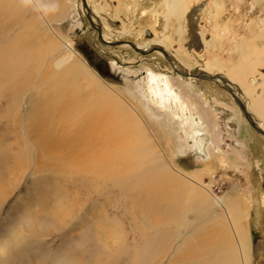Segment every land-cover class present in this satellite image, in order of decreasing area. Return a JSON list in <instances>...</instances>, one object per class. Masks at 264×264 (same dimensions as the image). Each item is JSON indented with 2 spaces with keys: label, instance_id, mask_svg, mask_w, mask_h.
I'll return each mask as SVG.
<instances>
[{
  "label": "rangeland",
  "instance_id": "1",
  "mask_svg": "<svg viewBox=\"0 0 264 264\" xmlns=\"http://www.w3.org/2000/svg\"><path fill=\"white\" fill-rule=\"evenodd\" d=\"M167 1L87 4L105 40L160 44L189 71L227 76L264 126V0L169 1L184 3L185 14L171 11ZM81 6L80 0H0V45L23 34L40 40L35 59L18 68L14 79H8V71L0 73V264H102L109 259L106 251L120 243L126 252L112 259L116 264H187L200 230L214 221L227 241L228 261L241 264L229 215L246 221L249 264H264V136L242 116L221 82L175 74L160 51L141 55L129 44L103 43ZM72 48L108 87L85 93L77 75L65 73L66 68L55 71L51 63L57 58L62 65ZM148 70L169 76L180 97L177 102L157 98L148 82H143V91L136 87ZM40 84L62 97L74 87L85 96L84 113L90 114L99 102L115 103L129 121L138 122L156 150L157 161L145 174L154 172L161 155L175 173L182 172L180 177L160 184L148 181L132 191L119 185L123 176L114 178L123 172V161L119 166L107 161L106 172L100 168L87 174L56 158L49 164L38 149L39 133L32 131L37 126L29 113ZM62 120L71 129L74 119ZM230 123H236L234 130ZM119 145L111 148V157L121 151ZM109 165L114 168L108 172ZM159 185L167 188L168 208L158 206L164 196ZM217 196L235 208L224 209ZM207 202L214 205L207 208Z\"/></svg>",
  "mask_w": 264,
  "mask_h": 264
},
{
  "label": "bare ground",
  "instance_id": "2",
  "mask_svg": "<svg viewBox=\"0 0 264 264\" xmlns=\"http://www.w3.org/2000/svg\"><path fill=\"white\" fill-rule=\"evenodd\" d=\"M169 1H167L166 4L168 8L171 9V11L178 14H182V13L185 14L187 10L184 9L185 7L184 3L176 4V2L171 3ZM172 4L175 5L172 6ZM32 37L30 35L23 34V36L21 37L19 36L18 38H15L11 42L8 41L9 43L7 42L6 44L0 45V73L2 72V70L8 71L9 72L8 79H10L12 75L14 79L15 72L18 68L23 67L24 65H28V62H31L33 58L35 59L36 56L35 51L39 49L38 42L40 40H38L37 42ZM153 45H155V43H149L146 45L138 44L137 46L143 49H147ZM71 50L72 51L70 55L62 61V65L59 64L57 58L53 61V63H51L55 67L56 69L55 71L63 72L64 69L66 68L65 73H68L69 75L71 74L74 78H76L77 75L76 79L79 78V81H82V86H83L82 88L83 90L84 89L87 90L88 93L92 89H98L99 91L103 87H108L105 81L103 80V78L88 65V63L81 57V55H79V53L76 52L73 48ZM175 61L177 63V66L180 65V63L177 62L176 59ZM83 65H85L87 69L84 68ZM224 77L227 78V76ZM227 80H229V78H227ZM229 81L231 82V80ZM143 82L146 83L148 82L149 90L157 98L166 101L169 99L172 100V98H174L173 100L175 102L178 101L176 100L177 96L179 97L178 91L172 86L169 76L166 73H157L152 70H148L147 75L143 77V80L136 84V87L141 89L142 91L144 88ZM41 85L42 84H40V87L43 88L37 90L35 94V98L37 100V103L36 104L34 103L35 108L30 109L29 113L31 116L33 113L34 115L33 121L36 122V126H37V129H34L32 131L36 135L39 133V135L37 136H40V138L35 136V140L40 145L38 149H40L41 152L43 151L46 154L47 159H50L49 164L52 165L55 164V158H56L57 161H59L61 164H65L66 162H68L67 167L74 170L75 172H78L77 170L80 169L82 173L87 174L86 172L88 171L90 172L92 170L96 171L97 169L100 168H103L104 172H106L105 171L106 168L104 167L107 166L106 165L107 161L109 162L112 160L111 162L115 164H118V161L119 162L123 161L125 164L129 165V167H125L124 166L125 164L123 165V163L121 166H119V164L121 163L120 162L118 166L120 167V170L123 172H120L118 174L115 173L114 178H119L123 176V179L119 181V185L124 186L127 189L141 188L142 186L144 187L148 181L155 182L156 180H159L158 184H160L161 180L171 181V180H176L180 177L178 174L182 172L176 169V171L178 172L175 173L174 172L175 168L173 167V165L165 162L161 155H159L161 162L156 166L154 172L150 175L145 174V172H148L150 170V168H148V165H151L152 163L157 161L156 156H153V152H156V150L153 147L151 141L145 138L144 134H141L143 130L140 128L138 122L135 121L134 123H132L131 121H129L127 119L128 114H126L115 103L112 104L110 101L105 99L106 103L99 102L98 107L92 110L90 114H88V113H84V111H87V106H85L87 105V103L85 104L83 103L82 97L85 96H83L80 93H77L74 87L73 90L70 91L69 96L62 97L61 95L56 94V90L54 88L49 87L47 89H44V87L47 86L45 85L41 86ZM34 88H36V86ZM75 88H79V87H75ZM85 90L84 92L86 93ZM77 91L81 92L80 88ZM86 95L88 98V94ZM241 97L243 98L242 93H241ZM76 103L77 105H75ZM247 108L249 109V107ZM188 109L189 108L186 105L183 108V113L187 117L190 114ZM249 111L251 112V110ZM54 115H56L55 118H53ZM65 117H71L74 119L72 121L74 123H72L70 126L71 129H68L62 125V122L64 123L62 118ZM254 117L262 125V128L264 129V126L259 121V119L255 115ZM167 118L168 120L172 119L170 115ZM192 120L193 122H195V118H192ZM199 120L202 122L201 118H199ZM30 121L32 122V119ZM233 124L234 123L228 124L229 128ZM116 133L117 136H112V135H116ZM120 135L125 136V137L123 136L124 140ZM117 144L118 145L120 144L119 147L123 144V147H121V151L119 150L120 151L119 153H114L113 157H111L112 154L110 155L109 151L112 150L111 148L113 146L115 147V145ZM202 146H203V141H200L199 143L200 152ZM46 148H48L47 150L49 152H45ZM180 151H182V149H180ZM114 160H116V162H113ZM113 168H114L113 166L112 167L110 166L108 172L111 171ZM111 176H113V174H111ZM159 187H160V191L162 190L161 194H164V196H161L162 202H160L161 204H159L158 206L161 209L164 208V206L168 208L171 202L169 201V199L165 194L167 188L166 190H163L161 189L162 188L161 185H159ZM215 200L226 210L235 208L234 205L226 203L222 196L215 197ZM263 202H264V197H263ZM212 205H214V203L212 204L211 202H207V208H209ZM206 213L209 214V211H207ZM229 220L231 222V226L233 229L232 234L236 239V241L238 242V253L242 258L241 264H249L251 258L250 241H249V236L247 234L246 221L245 222L243 221V217L238 218L236 216H231V215H229ZM202 231L203 234L201 235L200 239L199 237H197L194 240V246L190 249V255L187 256L188 257L187 264H239L238 262L235 261H228L227 241L222 237H220L221 231L218 221H214V224L209 223L205 225L200 230V233ZM125 252H126L125 244L123 243L117 244L116 247H113L112 249H108L106 251V253L109 256V259L108 261H105L106 259H104L102 264H116L115 263L116 261H112V259L114 260V257L117 254L119 256V254L121 255V253L123 254ZM202 252L203 254L201 256L197 255ZM200 257L202 258L206 257V260L204 262L203 261L197 262V260ZM175 264H180V263H175Z\"/></svg>",
  "mask_w": 264,
  "mask_h": 264
},
{
  "label": "water",
  "instance_id": "3",
  "mask_svg": "<svg viewBox=\"0 0 264 264\" xmlns=\"http://www.w3.org/2000/svg\"><path fill=\"white\" fill-rule=\"evenodd\" d=\"M80 2L82 5L81 8L84 10L86 16L88 17V21H89L90 25L92 26V29L98 31L100 41H102L103 43L108 44V45H110V44L115 45V44H121V43L129 44L141 55H147V54L154 52V51H160L163 53V55L166 57V59L168 60V62L172 66L173 72L175 74H180L181 76L187 77L189 79L191 78V79L209 80V81H213L215 83L221 82L220 86L223 89H225L231 95L233 100L239 106L241 114L246 118V120L248 121L250 126L253 129H255L257 132H259L261 135L264 136V129L262 128V125L255 119L254 115L247 108L246 103L244 102L243 98L241 97L242 92L236 83L230 82L229 80H227V78H225L219 72H216L214 74H211L207 71H200V70L192 72V71H189V70L183 68L181 65L177 66V63H176L175 59L173 58V56L169 53V51H167V49L165 47H163L161 45H153L147 49H143V48L137 46L135 43L130 42V41L111 42V41L105 40L103 38V35H102V28H100L99 26H96V24L93 20V16L91 15V11L88 7L87 0H80ZM234 124H236V123H234ZM230 128L232 130H234L235 125L230 126Z\"/></svg>",
  "mask_w": 264,
  "mask_h": 264
},
{
  "label": "flooded vegetation",
  "instance_id": "4",
  "mask_svg": "<svg viewBox=\"0 0 264 264\" xmlns=\"http://www.w3.org/2000/svg\"><path fill=\"white\" fill-rule=\"evenodd\" d=\"M99 46V45H98ZM263 136V135H262Z\"/></svg>",
  "mask_w": 264,
  "mask_h": 264
}]
</instances>
